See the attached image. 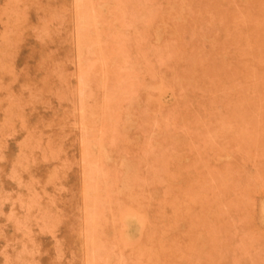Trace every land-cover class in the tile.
<instances>
[{
    "label": "rangeland",
    "instance_id": "rangeland-1",
    "mask_svg": "<svg viewBox=\"0 0 264 264\" xmlns=\"http://www.w3.org/2000/svg\"><path fill=\"white\" fill-rule=\"evenodd\" d=\"M0 264H264V0H0Z\"/></svg>",
    "mask_w": 264,
    "mask_h": 264
},
{
    "label": "bare ground",
    "instance_id": "bare-ground-1",
    "mask_svg": "<svg viewBox=\"0 0 264 264\" xmlns=\"http://www.w3.org/2000/svg\"><path fill=\"white\" fill-rule=\"evenodd\" d=\"M93 18H94V17H93ZM159 30H160V29H159ZM155 32H156V31H155ZM96 36H97V35H96ZM75 37H76V36H75ZM155 40H156V39H155ZM101 81H102V80H101ZM152 99H153V98H152ZM137 139H138V137L136 138V140H137ZM98 140H99V138H98ZM126 170H127V169H126ZM123 188H124V187H123ZM123 191H124V190H123ZM131 212H132V211H131ZM130 214H131V213H130ZM134 214H135V213H134ZM134 214H133V215H134ZM135 215H136V214H135ZM127 216H128V215H127ZM137 216H138V215H137ZM137 216H136V217H137ZM125 217H126V216H124V218H125ZM127 219H128V218H127ZM123 220H124V219H123ZM135 220H136V218H135ZM128 221H129V220H128ZM140 223H142V222H140ZM128 227H129V226H128ZM124 228H125V227H124ZM128 229H129V228H128ZM128 229H127V230H128ZM125 230H126V229H125ZM122 235H123V234H122ZM137 238H138V237H137ZM89 239H90V238H89ZM124 240H125V239H124ZM130 241H133V240H130ZM136 242H137V241H136ZM124 244H125V243H124ZM126 247H127V246H126Z\"/></svg>",
    "mask_w": 264,
    "mask_h": 264
}]
</instances>
